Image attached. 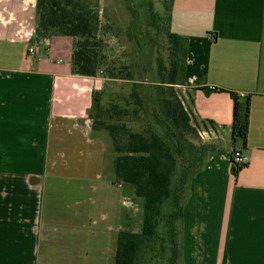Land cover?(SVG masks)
Returning <instances> with one entry per match:
<instances>
[{"label":"crops","instance_id":"obj_1","mask_svg":"<svg viewBox=\"0 0 264 264\" xmlns=\"http://www.w3.org/2000/svg\"><path fill=\"white\" fill-rule=\"evenodd\" d=\"M35 13V0H0V264H113L117 234L142 224L90 119L92 92L116 79L72 74L75 38L32 39L29 56L17 32H36ZM169 30L187 41L183 96L195 124L217 130L216 152L231 134L229 92L250 98L246 148L232 146L247 166L233 177L232 149L209 151L192 179L207 260L264 264V0H173Z\"/></svg>","mask_w":264,"mask_h":264},{"label":"trees","instance_id":"obj_2","mask_svg":"<svg viewBox=\"0 0 264 264\" xmlns=\"http://www.w3.org/2000/svg\"><path fill=\"white\" fill-rule=\"evenodd\" d=\"M172 2L168 0L164 3L165 14L162 16L151 12L152 19L156 17L167 22L168 61L164 63L157 58L155 80L152 87H145L146 93L143 94L139 85L138 93L136 86L130 93V99L137 105V112L143 110L146 118L144 127L134 132L120 120L118 113L103 109L97 91L91 95L89 112L92 128L107 133L114 149V179L121 185H132L135 196L143 200L140 232L120 231L117 234L113 264H141L143 253L151 251L158 239L156 229L163 216L171 225L169 230L172 236L173 223L179 217L174 209L179 207L183 183L203 170L207 152L213 151L211 145H195L188 138L189 135L195 136L196 131L191 125L188 110L181 104L175 90L176 86L184 84L187 41L169 30ZM35 11L36 40L41 41L50 35L76 39L70 59L72 74L92 77L101 70L103 57L99 55L101 41L97 35L100 31L97 9L83 0H35ZM105 74L109 78L119 79L110 68L106 69ZM125 77L131 79L129 72ZM204 91L209 92L207 89ZM148 93L152 103L150 100L147 102ZM229 94L232 101L230 141L232 146L239 143L245 149L250 98L249 95L240 97L235 93ZM149 103L151 111L147 113ZM238 152L241 155V151L233 148L230 153L233 177L248 164L247 161L239 166L233 163V155ZM178 171L180 176L174 184L172 179ZM222 264H225L224 260Z\"/></svg>","mask_w":264,"mask_h":264},{"label":"rangeland","instance_id":"obj_3","mask_svg":"<svg viewBox=\"0 0 264 264\" xmlns=\"http://www.w3.org/2000/svg\"><path fill=\"white\" fill-rule=\"evenodd\" d=\"M83 1L97 9L99 13L100 31L97 35L101 41L99 55L103 57V67L97 74L108 77L105 72L106 69L110 68L119 78L110 81L108 85H103L104 90L100 92V104L106 111L109 109L108 111L118 113L120 120L125 122L134 132L138 131L146 124V118L143 110L137 112V105L130 99V93L133 86L137 87L135 91L138 93V85L142 87L143 94L146 93L145 87H152V81L155 80L157 58H161L164 63L168 61V42L165 37L168 30L167 22L156 17H153V20L151 14V12L158 16L165 14L164 3L168 0ZM45 52L46 49L42 48L41 53L44 56L46 55ZM58 57L62 61L67 59L63 52L54 53L52 49L47 56L51 59ZM128 72L131 76L129 80L124 79ZM175 90L178 92L177 95L181 97L180 89L176 87ZM148 97L147 102L150 100L152 103L149 93ZM146 107L147 113H149L151 111L150 103ZM114 118L117 119L115 116ZM188 138L195 145H211L213 147L211 152H215L216 155L220 151L228 150L231 152L230 149H232L229 136L220 141L219 153L216 152L217 145H215L218 137L212 141H201L196 135H189ZM236 145L240 146L239 143ZM203 163L204 170L206 158ZM107 168V170L113 169L112 162L107 163ZM107 170L104 169V174H107ZM179 176L178 171L172 179L174 184L178 182ZM191 178L193 179V177ZM191 178L183 183L184 190H182L179 207L174 209L178 212L179 217L173 223L172 236L169 230L171 225L166 222L168 220L164 219L163 216L159 227L156 229L158 239L153 244L151 251L147 250L143 253L141 264H210V261L207 260L209 257L207 246L209 244L207 243L205 246V238L201 237L205 223L203 215L204 211L207 210L204 205L206 199L201 194L198 195V198H192L188 204V199L196 190ZM133 189L132 185L124 184L122 190L131 197L129 199L142 206L143 200L133 194ZM164 213H167V210H164ZM139 221L140 217L137 218L136 223L139 224ZM192 230L194 235L196 233L198 235L197 241L192 238L189 241L188 235L191 234L193 237ZM185 231L188 237L186 242L182 236Z\"/></svg>","mask_w":264,"mask_h":264},{"label":"built area","instance_id":"obj_4","mask_svg":"<svg viewBox=\"0 0 264 264\" xmlns=\"http://www.w3.org/2000/svg\"><path fill=\"white\" fill-rule=\"evenodd\" d=\"M19 38H21V40H24L28 43V48H27V54L29 56H32L34 54V52H36L35 49V45H36V41L32 42V39H35V33L34 31H19L17 32ZM30 40V41H29ZM42 42H46V39H43L40 41ZM177 88L180 89L181 92V97L178 96V99L180 100L181 104L183 105V107L185 108V110H188L189 112V117H190V121H191V125L192 127L195 129L196 133L195 135L201 140V141H209V140H216L218 135H217V130L215 129V127L211 126V125H205V126H199L197 124H195L194 119H193V114L192 111L188 108L187 103H186V98L183 96L184 94V86H176ZM245 94L241 93L239 96L242 97ZM238 153H235L233 155V163L237 166H239L240 164L243 163V158L242 156ZM119 186L121 185L120 183H118ZM125 206L127 207H132L133 208V204L130 200H124L123 203Z\"/></svg>","mask_w":264,"mask_h":264}]
</instances>
